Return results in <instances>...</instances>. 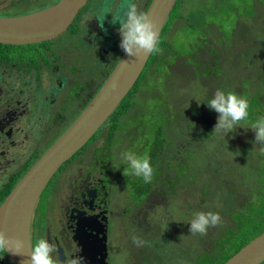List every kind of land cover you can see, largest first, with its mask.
<instances>
[{
	"label": "rangeland",
	"instance_id": "rangeland-1",
	"mask_svg": "<svg viewBox=\"0 0 264 264\" xmlns=\"http://www.w3.org/2000/svg\"><path fill=\"white\" fill-rule=\"evenodd\" d=\"M114 1L112 9L121 0ZM9 2L10 0H0V7L8 5ZM132 2L137 5L139 11L145 10L146 0ZM176 2L175 10L166 23L171 32L166 36L169 41H174L177 37L173 50L172 46L166 48V44H159L162 51L156 54L152 62L148 59L142 71L143 74L146 73L145 80H142L141 75V81L135 84L137 91L131 90L126 95L127 97L131 95L132 107L123 114L116 115L115 111L113 116H109L106 125H102L96 131L69 164L73 166L81 154H87L94 149L88 154V159L86 157L87 161L95 158L107 169L108 165L115 167V172L107 173L109 178L103 175L102 179L109 183L111 195L128 186L130 189L129 195H125L126 202L144 199L142 192L148 190L150 183L145 184L141 177L124 174L128 165L126 162L124 164L121 153L132 151L138 155H149L152 152L151 147L141 150L139 144L149 145L152 139L151 128L157 129L158 126L164 125L163 134L168 143L164 150L167 154H163L160 148L156 157L150 161L154 170L153 177L162 175L161 182H158L160 176L157 177V185L162 189L160 190L162 194H151L148 201L145 199L144 207L153 218L149 219V215L143 213L140 220H136L134 224L137 231L135 237L146 243L138 246L129 242L126 224L130 221L125 215H119L118 219L114 218L110 228L111 264H125L126 255L129 257L131 252L140 259L138 260L140 264L141 262L196 264L198 261H204L205 251L217 254L218 250L215 248L222 242V230L233 224L230 214L240 206L241 210L237 212L244 213L249 207L256 181L258 179L264 181L262 150L264 146L254 142V133L249 129L251 125L241 122L232 133L227 135L217 133L213 131L217 113L205 104L218 89L226 93L238 90L237 95L246 98V83H249L252 89L256 88L259 80L264 85V0H176ZM32 3L33 0L12 7L15 11H21L24 10L23 7ZM96 7H99V0H88L80 14H83L85 9L90 12ZM8 11L10 9L5 12L0 10V15H15ZM85 15L90 17L89 13ZM105 25L108 36L113 40L120 39L117 31L119 24L112 25L107 21ZM73 40L65 32L44 48L48 53L53 51L52 55L59 59H65L67 54L66 64L69 66L74 64L85 67L84 73L66 74L72 82L86 83L87 80L99 78L101 81L109 68L106 54L97 48L77 49L70 45ZM86 51L92 56V58L88 56L90 58L88 67L82 61ZM168 52H170L168 59L173 63V66L169 65L171 74L166 75L168 77L154 76V73L165 72L164 61ZM190 54L194 61L190 65H185L192 60ZM198 57L203 60L202 63L198 61ZM65 69L63 67L60 72L64 73ZM155 87L159 88L157 92L152 91ZM78 90L82 91L79 94L80 98H83L85 91ZM152 100L155 101V105L150 104ZM79 102L73 98V103ZM65 106L66 117L64 115L60 125L65 124V119L75 111L74 105ZM167 106L174 119V123H169L168 129H166ZM191 107L200 108L197 116L199 122L196 125H188L181 120L189 118L188 111ZM112 119L116 123V128L110 133L107 130V142L104 128ZM179 128L186 137L202 134L203 130L210 136L204 142L205 137H202V144L199 145L179 136ZM31 134L37 136L35 141H45L42 132L34 130ZM166 161L170 163H164ZM204 165H207L205 169ZM196 173L198 178L194 177ZM64 174L63 170L57 182L51 181L47 187L48 194L40 201L36 215H40L41 218L46 214L54 217L58 197L56 183L63 180ZM204 181L210 186L207 194L201 197L198 191ZM196 189L198 191L194 194ZM229 196L230 200L225 204L224 199ZM199 211H211L221 217V222L215 227H209L206 235L189 233L188 223L193 214ZM160 217L164 220L161 221ZM122 225H125V228ZM132 228L131 226V230ZM253 232L252 226L248 229L247 235ZM237 238H240L239 235ZM135 261L132 260L130 264H134ZM260 264H264V261Z\"/></svg>",
	"mask_w": 264,
	"mask_h": 264
},
{
	"label": "flooded vegetation",
	"instance_id": "flooded-vegetation-1",
	"mask_svg": "<svg viewBox=\"0 0 264 264\" xmlns=\"http://www.w3.org/2000/svg\"><path fill=\"white\" fill-rule=\"evenodd\" d=\"M19 1L10 0L9 4L1 6L0 10H8V6L29 3L31 0ZM37 1L40 0H33L34 3ZM102 1L99 0V7L93 11L89 12L85 9L84 13L80 14L81 9L69 27L51 40L22 45L0 43L14 46L9 49L13 51V57L0 58V206L28 169L89 104L123 54L119 48L120 39L113 40L105 32L107 21L112 25L119 24L118 21L115 22L118 4L112 9L111 15L108 14L104 17L101 12ZM150 1L146 0V8L143 13ZM112 2L115 4L114 0H111V4ZM10 10H14L13 7ZM37 10L25 11L24 9L21 10L24 12L17 15ZM86 13H89L90 17L85 15ZM65 32L67 36L74 39L70 45H74L75 48L90 50L97 48L106 54L109 68L101 81L99 78L87 80L86 83L72 82L66 77V74L84 73L85 67L74 64L69 66L66 64L67 54L65 59H59L52 55L53 51L48 53L44 48L45 45ZM88 56L92 58L88 51L84 52L82 56V61L87 67L90 62ZM63 67L66 68V71L61 73ZM78 89L85 91L83 98H80L79 93L82 91ZM73 98L80 101L79 104L73 103ZM65 105H74L75 111L65 119V124L61 123L60 125L59 123L65 115ZM53 106L55 109L52 110ZM105 122L102 125H106ZM110 125L111 123L104 128L107 142V129ZM34 130L42 132V136H45L43 144L40 141H35L37 136L31 134V131ZM52 133L54 134L47 136ZM83 147L58 168L38 197L30 220V244L34 245L37 239L44 238L56 245L61 260L66 256L78 255L84 258V264H104V262L111 264L109 239L114 218L118 219L119 215H125L126 219H129L130 223L126 224L128 240L130 243L133 242V236L137 234L134 228L136 220H140L143 213L149 215V219L153 218L144 207L145 199L148 201L151 194H162L160 191L162 189L157 185V177L160 176L158 182H161L162 175L158 174L153 177L148 190L142 192L144 199L126 202L125 195H129L130 189L128 186L122 187L115 195H111L109 183L102 180L104 179L103 175L109 178L107 173L115 172V167L108 165L109 169H107L101 161L95 158L87 161L88 154L94 149L87 154H81L73 166L69 165L73 157ZM124 164L126 163L124 162ZM63 170L65 173L63 180L56 183L58 197L55 203L54 217L46 214L44 218H41L40 215H36L40 201L47 196V187L51 181L57 182L56 180ZM134 195L138 194L134 193ZM160 219L164 220L163 217ZM122 227L125 228V225ZM132 260H136L134 264H138V262L140 264L138 261L140 259L132 252L129 257L126 255L124 263L130 264ZM0 264H13L8 260L6 252H0Z\"/></svg>",
	"mask_w": 264,
	"mask_h": 264
},
{
	"label": "water",
	"instance_id": "water-1",
	"mask_svg": "<svg viewBox=\"0 0 264 264\" xmlns=\"http://www.w3.org/2000/svg\"><path fill=\"white\" fill-rule=\"evenodd\" d=\"M87 0H59L43 9L17 16L0 17V43L45 42L63 33ZM176 0H151L145 14L159 34ZM150 55L139 59L124 53L103 85L74 122L28 169L0 206V231L24 243L22 254L6 252L13 264H26L30 245V220L42 190L114 112L143 71ZM115 84V87H113ZM105 250V246H104ZM264 261V231L245 243L223 264H260ZM104 264H107L104 262Z\"/></svg>",
	"mask_w": 264,
	"mask_h": 264
},
{
	"label": "clouds",
	"instance_id": "clouds-1",
	"mask_svg": "<svg viewBox=\"0 0 264 264\" xmlns=\"http://www.w3.org/2000/svg\"><path fill=\"white\" fill-rule=\"evenodd\" d=\"M101 12L104 17L112 14L111 0H103ZM117 21L120 25L117 30L120 37L119 48L126 56L139 59L145 55L158 54L162 51L159 48L160 38L156 24L148 19L145 13L139 11L132 0H122L119 4L115 16V22ZM205 104L210 110L217 113L213 129L217 133L227 135L234 132L240 121L246 120L249 115L248 100L232 91L226 93L218 89ZM249 129L254 133V142L264 146V117L257 119ZM121 156L128 165L124 172L125 175L141 177L145 184L152 182L154 170L148 154L138 155L128 151L121 153ZM220 222L221 217L218 213L196 212L188 223L190 225L189 233L206 235L209 227H215ZM133 243L142 246L146 241L139 240L134 236ZM23 248L22 240L6 236L3 231H0V252L10 251L14 254H22ZM54 254L57 255L54 256ZM27 256L26 264H84V258L78 255L66 256L61 260L56 245L44 238H39L34 245H29Z\"/></svg>",
	"mask_w": 264,
	"mask_h": 264
},
{
	"label": "trees",
	"instance_id": "trees-1",
	"mask_svg": "<svg viewBox=\"0 0 264 264\" xmlns=\"http://www.w3.org/2000/svg\"><path fill=\"white\" fill-rule=\"evenodd\" d=\"M22 1L26 2V0H20L19 2H22ZM57 1L58 0H40L34 4L27 5L26 7H23V8L25 9V11H33V10H37V9L49 6V5H51ZM121 2H122V0L118 3V6ZM176 3L173 6V8H172L170 14L168 15L167 19H169L171 13L175 10ZM10 8H12V7L8 6V9H10ZM117 9H118V7H117ZM5 11H7V10H4L2 12H5ZM8 12H12V13H15V15H17V14H20L21 12H24V11L10 10ZM166 23H168L167 20H166V22H165V24L161 30V33L159 34V38H160L159 44H166V48L169 46H172L171 49L173 50V46H175V44L177 43V37L174 39V41H169L168 37H166V36H167V34H169L171 32H170L168 26H166ZM12 47H14V46L0 44V58L13 57L14 56L13 51L9 50ZM169 55H170V52L167 53V57L165 58V61H164L165 72H163L162 74L161 73L160 74L154 73V76H156V77H168L166 75L171 74L170 70H169V65L173 66V63L168 59ZM8 56H10V57H8ZM155 56H156V54L150 55L149 59H151V62L155 59ZM175 58L176 57H174V59ZM190 59H192V60L189 63H185V62H183V63H185V65H188V64L190 65V63L194 61L192 54H190ZM196 60H197V58H196ZM198 61L200 63H202L203 60L198 57ZM203 65H207V64L203 63ZM141 75H143L142 80H145L146 73L143 74V72H142ZM141 75H140L139 79H137V81L134 83L133 88H131L132 92L137 91V90H135V89H137V85H135V84H137L139 81H141ZM260 82H262V81L259 80L255 89H252L251 85L249 83L245 84L246 85V91H247V94L245 97L247 98V100L249 102V107H248L249 115H248V118L246 120L240 121V123L242 122V123L251 125L260 117H264V85ZM237 89H238V86H237ZM158 90H159V88H157V87L152 89V91H154V92H157ZM237 91L233 90V92L235 94H237ZM129 92L127 93V95L129 94ZM150 104L155 105V101L154 100L150 101ZM132 105H133V102L131 100V95H130L121 101L120 106L116 110V115L123 114L129 108H131ZM164 108H166V107L164 106ZM199 112H200V108L191 107L190 110L188 111L189 118H182L181 120L184 121L188 125H196V123L199 122L198 117H197ZM167 115H168V117H167V122H166V129H168L169 123H174V119L170 113V108L168 106H167ZM115 128H116V123L114 122V119H112L111 125L109 126V128L107 130L110 133ZM163 128H164V125L158 126L157 129L151 128L152 129L151 143L149 145L146 143L145 144H143V143L139 144V146L141 147V150H143V149L146 150L148 146L151 147L152 152L149 154L151 159L156 157L160 148L162 149L163 154H167V152H165V150H164V147L168 143L164 138ZM205 131L206 130H203L202 134L197 133V134H194L192 137H186V135L184 134L182 129L179 128V136L186 137V139L188 141L192 140L193 142H196V144L200 145V144H202L201 143L202 137H205V139H203V142H204V141H206V138L208 136H210V134H208V132H205ZM107 138H108V136H107ZM164 163L169 164L170 162L166 161ZM176 163H178V161H176ZM206 166L207 165H204L203 168L205 169ZM194 177L198 178V173H196L194 175ZM192 182H194V180H192ZM209 186H210V184L208 185L204 181L203 185L200 187V190L198 191L196 189L194 194L198 191L201 197L205 196V194H207V192H208ZM251 197H252V199L250 200L249 207H248V209H246L244 211V213L237 212V211L241 210V206H240L239 208L235 209L236 210L235 212L230 214V220L233 222V224L230 226H227L226 229L222 230V232H221L222 233V242L220 243L219 247L215 248L218 250V253L214 254V253H208L207 251H205L204 252V258H205L204 261H198L196 264H223L230 256H232L236 251H238L252 237H254V236L258 235L260 232H262V228H264L263 227L264 226L263 225L264 224V181H263V179H258L256 181V188H255L254 192L252 193ZM229 200H230V196L227 197V199L225 198L224 199L225 204ZM252 226L254 227V232L251 235H247L248 229ZM238 235L240 238H237Z\"/></svg>",
	"mask_w": 264,
	"mask_h": 264
}]
</instances>
